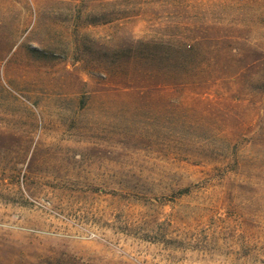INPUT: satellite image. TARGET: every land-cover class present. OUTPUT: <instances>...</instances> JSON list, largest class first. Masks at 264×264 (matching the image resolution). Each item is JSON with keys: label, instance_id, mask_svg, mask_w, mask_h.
<instances>
[{"label": "rangeland", "instance_id": "rangeland-1", "mask_svg": "<svg viewBox=\"0 0 264 264\" xmlns=\"http://www.w3.org/2000/svg\"><path fill=\"white\" fill-rule=\"evenodd\" d=\"M0 264H264V0H0Z\"/></svg>", "mask_w": 264, "mask_h": 264}]
</instances>
